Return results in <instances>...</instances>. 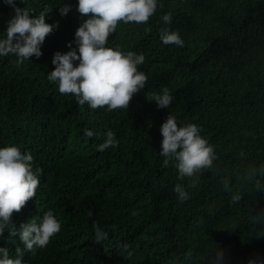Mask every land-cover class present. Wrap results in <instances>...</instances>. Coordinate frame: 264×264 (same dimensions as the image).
Here are the masks:
<instances>
[{
	"label": "trees",
	"instance_id": "1",
	"mask_svg": "<svg viewBox=\"0 0 264 264\" xmlns=\"http://www.w3.org/2000/svg\"><path fill=\"white\" fill-rule=\"evenodd\" d=\"M62 2L17 0L33 15L50 11L47 22L59 27L41 57L19 65L14 56L0 57V147L30 152L40 179L12 222L18 227L52 210L62 225L46 247L25 251L24 264H207L210 247L223 248L228 264L264 257V225L252 219L264 210V191L241 183L243 169L264 161V0H159L147 23L120 22L109 46L143 53L139 68L148 79L128 109L112 111L79 106L47 78L54 53L69 50L82 22L77 0H67L72 9L64 17ZM13 14L0 0V35ZM166 27L180 32L183 47L163 44ZM163 87L175 97L169 109L146 99ZM170 112L197 123L219 157L195 186L185 181L184 202L173 192L180 183L173 162L164 166L160 155V127ZM86 128L97 135L86 137ZM108 130L119 143L98 151ZM225 176L244 192L237 204L223 189ZM94 223L109 233L102 243L94 240ZM0 244L13 256L23 247L7 232Z\"/></svg>",
	"mask_w": 264,
	"mask_h": 264
},
{
	"label": "clouds",
	"instance_id": "2",
	"mask_svg": "<svg viewBox=\"0 0 264 264\" xmlns=\"http://www.w3.org/2000/svg\"><path fill=\"white\" fill-rule=\"evenodd\" d=\"M4 2L12 7L14 14L6 22L3 31L6 35H0V57L14 56L17 65L33 56L41 57L46 37L59 27V23L47 22L46 15L50 11L33 15L27 7H19L17 0ZM158 4L159 0H77L76 10L81 14L82 22L74 33V39L67 42L69 50L54 53V69L48 72V80L58 86L61 94L74 96L79 106L87 104L92 110L106 107L107 111L128 109L133 96L146 87L148 77L139 68L145 63V55L110 47L109 37L116 32L120 22L147 23L156 14ZM58 8L64 17L71 11L72 4L63 0ZM172 19L171 14L161 17L166 25H170ZM159 38L165 45L183 47L185 44L180 32L170 27L163 28ZM146 99L155 102L159 108L169 109L175 97L168 87H163L159 92L146 95ZM160 132V155L164 158V166L173 162L180 181L175 184L173 192L177 200L187 201L190 192L185 181H191L195 186L204 172L216 168L219 159L216 148L205 138L197 123L182 122L171 112L162 123ZM84 135L92 138L97 133L86 128ZM118 143L115 133L108 130L97 150L115 148ZM32 161V154L22 152L16 145L0 147V241L7 232L9 238L18 236L23 245L16 248L13 256L7 247L0 244V264H24L25 251L35 253L37 249L46 247L62 227L52 210L39 219H28L18 227L12 222L13 213L19 212L35 197L40 183L38 170H33ZM241 183L254 184L264 191V161L243 169ZM222 186L231 203L237 204L243 199L244 192L233 188L227 176L223 178ZM88 214L91 216L92 212ZM252 219L254 223L264 225V210L253 215ZM93 228L96 243L108 239L109 233L99 223H94ZM122 247L127 250L129 245L124 243ZM203 260H207V264H228L226 251L221 247L207 248ZM248 264H264V257L250 258Z\"/></svg>",
	"mask_w": 264,
	"mask_h": 264
}]
</instances>
